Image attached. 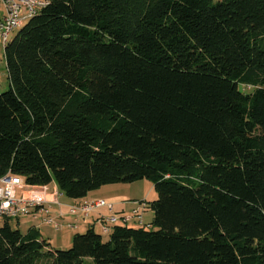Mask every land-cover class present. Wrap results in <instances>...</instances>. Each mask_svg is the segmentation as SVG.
<instances>
[{"label": "trees", "instance_id": "obj_1", "mask_svg": "<svg viewBox=\"0 0 264 264\" xmlns=\"http://www.w3.org/2000/svg\"><path fill=\"white\" fill-rule=\"evenodd\" d=\"M44 1L3 50L0 178L157 199L65 250L3 219L0 264H264V0Z\"/></svg>", "mask_w": 264, "mask_h": 264}, {"label": "built area", "instance_id": "obj_2", "mask_svg": "<svg viewBox=\"0 0 264 264\" xmlns=\"http://www.w3.org/2000/svg\"><path fill=\"white\" fill-rule=\"evenodd\" d=\"M5 14L0 18V49L4 50L9 41L10 33L19 28L26 18L46 5L44 0H2ZM59 191H49L47 186H29L24 180L14 174L8 173L0 178V219H19L26 216H41L44 225L51 226L55 231L64 229V224L50 216L51 205H60ZM106 207L111 213L98 219L100 233L108 235L114 225H128L134 221L142 225L138 214L133 216H117L112 212V205L103 200L89 201L79 205H72L68 213L75 217H87L97 208ZM63 214L58 213V218ZM72 228L73 225H65Z\"/></svg>", "mask_w": 264, "mask_h": 264}, {"label": "crops", "instance_id": "obj_3", "mask_svg": "<svg viewBox=\"0 0 264 264\" xmlns=\"http://www.w3.org/2000/svg\"><path fill=\"white\" fill-rule=\"evenodd\" d=\"M2 11H0V18H2L4 15V10H2ZM47 188L49 189V191H52V190L59 191L54 182L49 184L47 186ZM103 189H105V190H103ZM122 191H123V189L121 191H119V190H115V188H111V187L100 188L99 190H97V192H90L86 195V197H84L82 199H77V200L68 199L61 194V196L58 198V202L60 203V205H51L50 216L52 218L56 219L57 221H60L61 223L64 224V229L61 231L78 230L81 227H84L85 230H87L88 228L93 227L94 230H95V228H97L99 230V234H100V225L98 223V219L102 218V217H106V216L111 214L106 207L97 208L94 211H92L87 217H78V218L70 215L68 213V208H69V206L79 205V204L89 202V201L103 200L107 204L112 205V211H113L112 213L113 214H115L117 216H133L134 214H138V216H140L141 221H142V216L146 214L145 210H148V208H149L148 204H145V202H143V203H141L140 206H138L137 200H127L126 198H130V197L129 196L126 197L125 194L122 193ZM116 192H118V193H116ZM58 213L63 214V217L61 219L58 218ZM28 217H30V218H28L26 220L27 223L25 222L26 224H28L26 227L27 228L26 231L31 227H35L36 229L39 230L40 234L44 238V235L42 233V229H44L45 227H47V228H51V227L42 224L40 215H37V216L30 215ZM149 219H150L149 223H151L153 216L150 215ZM132 222H134V221H132ZM68 224L73 225V227L72 228L65 227V225H68ZM134 224H135V222H134ZM142 225H143V221H142ZM18 226H19V224L17 225V229H18ZM136 226H140V225L136 224ZM53 231H55V230H53ZM20 232H21V230H20ZM57 232H60V231H57ZM21 233H23V232H21ZM46 239L49 241V243L52 246L56 242L50 237H47ZM63 244H64V246H68V242L65 243V241H64Z\"/></svg>", "mask_w": 264, "mask_h": 264}, {"label": "rangeland", "instance_id": "obj_4", "mask_svg": "<svg viewBox=\"0 0 264 264\" xmlns=\"http://www.w3.org/2000/svg\"><path fill=\"white\" fill-rule=\"evenodd\" d=\"M5 10L4 9V5L2 3V0H0V11ZM3 12V11H2ZM21 28H17L15 30H13L10 35H9V39H12L17 32L20 30ZM9 88V82L7 80V72L5 69V61H4V57H3V50L0 49V93L7 91ZM115 188V190H119L122 191L123 194H125V196H129L130 198H126L127 200H137V204L138 206L141 205V203L145 202V204H148L154 200L157 199V193L155 192L154 188H153V184L147 180V179H143L131 184H113V185H107V186H103L101 188ZM99 190V189H98ZM102 190V189H101ZM105 190V189H103ZM92 192H97L96 191H92ZM118 193V192H116ZM146 214L142 216V221H143V227L146 229H151L150 223H149V216L152 215L153 213L150 211V209L148 208V210H145ZM30 218V217H21L19 219H10L9 220V225L14 228L17 229V225L18 229L21 230V232L25 233L26 232V227L28 224H26V220ZM26 222V223H25ZM3 220L0 219V226L2 225ZM29 223V222H28ZM129 226L132 227H136V223L134 224V222H130ZM86 230L84 227L79 228L78 230H72V231H53V229L51 228H47L45 227L44 229H42V233L44 235V238L46 239L47 237L52 238L54 241H56L53 244V247L56 249H68L71 245V240L73 235L75 234H81L84 233ZM95 231L99 234V230L97 228H95ZM108 235H103V239H107ZM67 239V240H66ZM60 241V242H59ZM64 241L65 243L68 242V246H64Z\"/></svg>", "mask_w": 264, "mask_h": 264}]
</instances>
